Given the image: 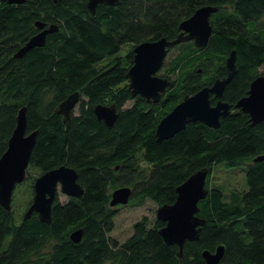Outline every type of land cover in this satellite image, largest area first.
Returning <instances> with one entry per match:
<instances>
[{
  "label": "trees",
  "instance_id": "16d2710c",
  "mask_svg": "<svg viewBox=\"0 0 264 264\" xmlns=\"http://www.w3.org/2000/svg\"><path fill=\"white\" fill-rule=\"evenodd\" d=\"M88 1L0 3V158L20 108H27V132L39 131L26 198L16 208L14 194L11 211L0 205V264H206L202 253L219 245L226 250L220 264H264V121L252 126L233 108L218 129L195 122L169 139L156 136L161 119L185 96L226 76L232 51L236 74L225 102L235 105L264 74V0H118L99 4L95 13ZM203 6L218 8L208 45L200 49L188 41L169 49L158 75L172 86L158 103L131 96L126 74L134 47L176 38L180 23ZM36 22L58 30L44 47L14 57L39 32ZM76 92L77 112L66 127L56 108ZM111 104L119 111L113 128L93 111ZM62 165L78 172L82 198L61 202L57 194L50 224L36 213L24 220L35 179ZM217 166L242 170L246 188L227 193L211 184ZM202 169L209 171L208 194L197 215L206 222L182 256L165 242V223L156 217H141L123 242L111 236L120 210L110 206L115 189L130 187L138 206L173 204L177 187ZM79 229L82 239L74 243L70 236Z\"/></svg>",
  "mask_w": 264,
  "mask_h": 264
},
{
  "label": "water",
  "instance_id": "95a60500",
  "mask_svg": "<svg viewBox=\"0 0 264 264\" xmlns=\"http://www.w3.org/2000/svg\"><path fill=\"white\" fill-rule=\"evenodd\" d=\"M54 1L58 2L59 0ZM1 2L20 5L24 4L26 0H0ZM117 2L118 0H89L87 6L92 13H95L99 4L113 6ZM217 11V7L203 6L180 23V33L176 38L172 40L161 38L135 46L133 65L126 74L131 96L139 95L149 103H158L168 88L172 86L170 79L158 75L169 49L188 41H192L197 48L206 47L213 30L210 17ZM35 26L39 32L31 37L14 57L22 58L32 49L44 47L47 36L58 30L57 26H46L42 22H36ZM226 71L227 74L224 78L217 79L212 85L185 96L172 111L161 119L156 129L158 141L173 137L190 123L201 122L210 128L218 129L221 119L227 117L233 108L246 113L252 126L264 121V74L258 76L251 83L247 94L235 105H232L223 100V95L227 85L236 74L235 51H232L226 60ZM212 96L217 99L214 105L211 101ZM78 100L79 93L76 92L56 108V113L63 117L66 127H69ZM93 111L97 120L109 128L114 127L119 117V111L114 104L95 105ZM38 135V130L27 132V108H20L16 116L15 129L8 140L7 150L0 158V205L7 211L12 209L16 187L28 179L30 158ZM262 159L263 157H259L255 161ZM208 173L207 169H202L191 175L177 187L176 201L173 204L161 205L156 211V218L165 223V226L160 229L161 236L168 245H177L181 256L185 243L198 240L201 227L206 222L197 214L199 213V202L205 199L208 194L206 189ZM78 178V172L65 165L37 177L33 184V199L24 212V220L36 213L41 222L50 224L53 203L59 192L68 197L82 198L84 189L79 184ZM131 197L132 189L130 187L115 189L111 193L110 206H125L129 204ZM82 236L83 231L79 229L72 232L70 237L74 243H79ZM225 252V247L219 245L214 252L205 250L202 256L206 264H220Z\"/></svg>",
  "mask_w": 264,
  "mask_h": 264
},
{
  "label": "rangeland",
  "instance_id": "374dc122",
  "mask_svg": "<svg viewBox=\"0 0 264 264\" xmlns=\"http://www.w3.org/2000/svg\"><path fill=\"white\" fill-rule=\"evenodd\" d=\"M262 71L264 72V66L262 67ZM75 112H77L76 109ZM244 175L245 174L242 172V170H235V168L228 169L226 167L223 168L222 166H217L211 175L212 177L210 183L222 186L227 193L234 189L242 191L246 188ZM27 190L28 185L26 181L16 187L14 192L16 196L14 207L17 208L22 204L21 199L26 198ZM58 196L61 202H65L69 198L61 192ZM117 207L120 208V210L116 216L115 229L111 233V236L114 239H117L119 242H123L131 236L133 232V224L136 221L145 215H147L150 219L155 218L156 211L158 209V206L150 200H147L143 206L135 205L134 202L130 201L129 204L125 206L118 205Z\"/></svg>",
  "mask_w": 264,
  "mask_h": 264
},
{
  "label": "flooded vegetation",
  "instance_id": "af4514ba",
  "mask_svg": "<svg viewBox=\"0 0 264 264\" xmlns=\"http://www.w3.org/2000/svg\"><path fill=\"white\" fill-rule=\"evenodd\" d=\"M95 11H96V10H95ZM59 193H60V192H59ZM59 193H58V194H59ZM56 197H57V196H56Z\"/></svg>",
  "mask_w": 264,
  "mask_h": 264
}]
</instances>
